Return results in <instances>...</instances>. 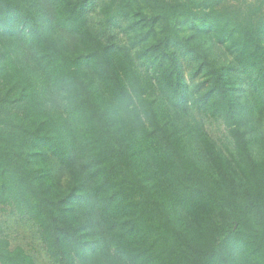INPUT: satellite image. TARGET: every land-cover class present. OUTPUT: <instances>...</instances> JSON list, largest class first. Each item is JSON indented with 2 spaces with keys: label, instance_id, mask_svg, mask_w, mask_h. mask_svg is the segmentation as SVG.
Segmentation results:
<instances>
[{
  "label": "trees",
  "instance_id": "trees-1",
  "mask_svg": "<svg viewBox=\"0 0 264 264\" xmlns=\"http://www.w3.org/2000/svg\"><path fill=\"white\" fill-rule=\"evenodd\" d=\"M95 1L0 0V206L55 264H264V0Z\"/></svg>",
  "mask_w": 264,
  "mask_h": 264
},
{
  "label": "rangeland",
  "instance_id": "rangeland-1",
  "mask_svg": "<svg viewBox=\"0 0 264 264\" xmlns=\"http://www.w3.org/2000/svg\"><path fill=\"white\" fill-rule=\"evenodd\" d=\"M104 3L103 0H96L95 4L90 8L91 23L96 25V19H98V12ZM122 25L120 28L111 31V34L116 35L121 42H125L126 35L123 31ZM63 40H67L69 44H74L75 40L72 37L61 35ZM206 49L210 51V55L218 56L223 60L221 51L217 46H214L212 42L204 44ZM52 88H48V94L51 96V101L54 103L52 106L58 112H65V102L58 96ZM205 129L211 139L219 146V148L231 147V140L225 130L221 121H216L208 118L203 119ZM254 153L256 149L254 148ZM57 168V167H56ZM57 172L58 185L62 189H67L70 181L69 171L65 168H60ZM0 225L3 228L4 234L10 240L12 248L17 246L23 247L28 253H30L37 264H55L48 256L43 242L40 238L38 227L27 218L20 216L11 206H0Z\"/></svg>",
  "mask_w": 264,
  "mask_h": 264
}]
</instances>
